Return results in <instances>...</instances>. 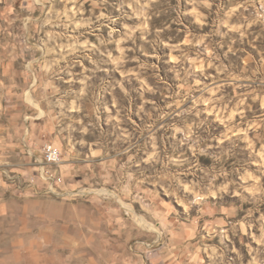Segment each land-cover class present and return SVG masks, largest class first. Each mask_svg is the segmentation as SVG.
<instances>
[{"label":"clouds","instance_id":"9594fccd","mask_svg":"<svg viewBox=\"0 0 264 264\" xmlns=\"http://www.w3.org/2000/svg\"><path fill=\"white\" fill-rule=\"evenodd\" d=\"M0 264H264V0H0Z\"/></svg>","mask_w":264,"mask_h":264},{"label":"rangeland","instance_id":"374dc122","mask_svg":"<svg viewBox=\"0 0 264 264\" xmlns=\"http://www.w3.org/2000/svg\"><path fill=\"white\" fill-rule=\"evenodd\" d=\"M85 7H88V5H85Z\"/></svg>","mask_w":264,"mask_h":264}]
</instances>
